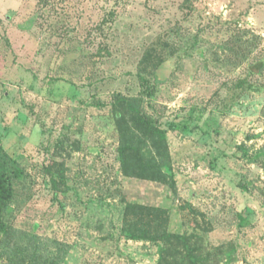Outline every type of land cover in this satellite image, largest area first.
Listing matches in <instances>:
<instances>
[{"label":"rangeland","instance_id":"rangeland-1","mask_svg":"<svg viewBox=\"0 0 264 264\" xmlns=\"http://www.w3.org/2000/svg\"><path fill=\"white\" fill-rule=\"evenodd\" d=\"M0 18V143L28 176L5 218L44 242L33 264H50L56 242V264H192L176 240L126 236L130 205L166 209L193 264H264V90L235 86L264 80L248 73L264 60V0H0ZM154 42L170 45L162 83H143ZM114 93L152 103L176 190L120 172ZM53 160L64 192L43 173Z\"/></svg>","mask_w":264,"mask_h":264},{"label":"trees","instance_id":"trees-1","mask_svg":"<svg viewBox=\"0 0 264 264\" xmlns=\"http://www.w3.org/2000/svg\"><path fill=\"white\" fill-rule=\"evenodd\" d=\"M1 22L0 18V25ZM169 46L164 42L161 44L154 42L145 50L138 66V76L143 83L148 82L150 78L157 84L162 83L158 77V70L166 61L165 50ZM101 51L100 49L98 53L102 54ZM263 68L264 60L261 59L249 66L248 73L250 76L259 75ZM235 86L241 90L261 92L264 90V80L253 82L243 77L238 79ZM147 104L152 103L143 95L130 96L120 93L112 95L110 111L118 134L116 151L119 170L126 177L159 182L176 190L166 128L158 116L147 111ZM167 125L170 128L176 127L175 122H168ZM193 128L209 132L208 128L197 124ZM19 157L7 152L0 143V260L6 263L14 260L12 257H16L24 259L25 262V252L29 251L31 252L29 264H33L38 260L40 253L37 250L44 248V242L37 236L24 237L22 233L13 229L5 218L14 211L17 188L25 187L28 181L27 171L20 164ZM42 170L55 191H66L65 166L62 162L53 160L44 165ZM127 211L128 215L133 212L135 216L124 220L122 230L126 236L154 243L161 241L165 246L176 240L186 247L188 260L192 264L197 261L195 249H187V243L180 235L168 232L166 209L130 205ZM53 246L57 253L49 261L50 264L58 263L62 257L61 244L56 242ZM16 248L19 251L17 255L14 254Z\"/></svg>","mask_w":264,"mask_h":264}]
</instances>
